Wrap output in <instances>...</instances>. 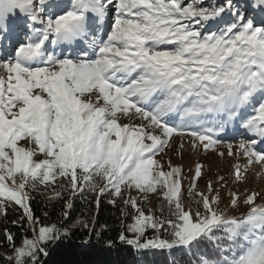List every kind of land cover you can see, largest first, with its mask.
<instances>
[{"label":"snow or ice","instance_id":"obj_1","mask_svg":"<svg viewBox=\"0 0 264 264\" xmlns=\"http://www.w3.org/2000/svg\"><path fill=\"white\" fill-rule=\"evenodd\" d=\"M212 151L234 163L204 190V166L171 155ZM253 166L264 0H0V217L18 211L21 229L4 230L0 264H47L77 230L99 239L95 215L70 216L77 198L119 205L132 264H264V188L241 190Z\"/></svg>","mask_w":264,"mask_h":264},{"label":"trees","instance_id":"obj_2","mask_svg":"<svg viewBox=\"0 0 264 264\" xmlns=\"http://www.w3.org/2000/svg\"><path fill=\"white\" fill-rule=\"evenodd\" d=\"M36 195V194H34ZM92 198L89 197V200ZM44 197L36 195V199L32 202V207L37 216H42L44 211H49L51 221H56L60 205L55 208H45L41 201ZM150 206H152L150 204ZM96 216V230L102 233L98 239L94 234L88 243H83L87 239V230H77L71 241L61 243L54 251L51 252L47 264H132L133 250L128 246L123 245L117 239L121 230V217L119 205L113 207L107 203L106 198H102L99 209L97 210L94 204L85 202L77 198L75 200L74 209L70 216L74 220L77 217L91 220L92 216ZM19 216L18 211L9 209L7 217H0V250L7 251V245L4 239V230L12 232L17 242L21 237V229L11 223L13 219ZM127 222V221H126ZM107 226L106 228L102 226ZM113 240L114 244L111 248L107 246L108 240ZM182 254L179 252L173 253L171 256L166 254L156 255H136L135 259L142 261L143 264H173V261H179Z\"/></svg>","mask_w":264,"mask_h":264},{"label":"rangeland","instance_id":"obj_3","mask_svg":"<svg viewBox=\"0 0 264 264\" xmlns=\"http://www.w3.org/2000/svg\"><path fill=\"white\" fill-rule=\"evenodd\" d=\"M231 142V141H228ZM219 150H224L222 147ZM173 163H179L182 164L187 170L188 168H195L196 163H201L203 167V177L198 181L199 188L201 190L205 189V181L209 178L215 179L217 175H223L226 178L229 177V173L232 170V165L234 163V160L227 157L225 155L223 158L218 156L216 152H208V153H201V152H194V153H187L185 152L183 159H181L179 156L175 155L174 153L171 154ZM260 172L259 177H257L256 173ZM189 176L192 175V173H188ZM248 181L246 185H241V190H243L245 187H250L256 191H260L262 188H264V172H261L258 166H253L248 171ZM231 183V180L229 178V184ZM222 196H224L223 203L227 204V196L225 193L222 192Z\"/></svg>","mask_w":264,"mask_h":264}]
</instances>
